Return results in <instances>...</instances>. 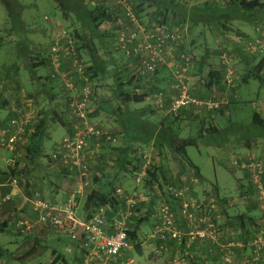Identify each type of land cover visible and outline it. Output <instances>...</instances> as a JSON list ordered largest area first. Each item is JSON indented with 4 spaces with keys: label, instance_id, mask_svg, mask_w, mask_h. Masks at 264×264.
Returning <instances> with one entry per match:
<instances>
[{
    "label": "built area",
    "instance_id": "1",
    "mask_svg": "<svg viewBox=\"0 0 264 264\" xmlns=\"http://www.w3.org/2000/svg\"><path fill=\"white\" fill-rule=\"evenodd\" d=\"M112 1L124 9L128 21L125 23L119 19L114 24L117 27V46L128 57L138 61V66H129L136 77H151L166 64L169 54L172 53L170 88L175 96L170 102L169 114L178 115L190 105L206 108L220 105L214 100H199L190 96L194 58L188 51H178L185 43L190 27L188 21L183 27H171L165 23L146 26L137 18L129 0ZM46 20L51 22L52 28L48 50L49 65L53 76H56L62 88L69 92V116L77 123L74 133L64 135L49 156L52 161L60 164L61 169L72 172L77 187H84L91 178V162L98 157L96 148L104 142L116 143L118 137L91 122L88 117L93 85L85 75L86 65L80 61L81 42L69 33L61 17L53 20L46 17ZM233 39L237 42L242 40L238 35ZM255 43L249 42L250 51L253 53L259 52V46ZM19 95L22 98V108L17 110L12 107L11 112L15 115L0 129V161L3 162L4 171L8 176L7 186L12 189L19 185V180L12 171L17 167L22 154L21 147L28 134L26 112L36 103L34 97L23 93ZM155 97L154 105L160 106L163 94ZM259 104L264 108V102ZM179 161L185 167V173L182 172L178 181L165 184L163 189L154 183L150 195L143 199L149 204V208L153 203L151 214L155 221L148 240L159 248L158 251L165 248L163 245L169 241L187 249L196 242L217 243L222 236L236 233L234 229L218 224L222 209L228 204L221 202L212 189H208L199 198L191 196L194 192L191 185H197L199 180L182 160ZM229 161L236 169L248 173L254 189L253 199L261 212H264V158L254 154L233 153L229 156ZM150 166V163H144L141 167L133 169L132 176L136 185H142ZM187 174H191L190 183L184 176ZM165 195L170 200L165 198ZM114 197L122 201L123 205L101 206L86 219L79 216L76 194L70 195L59 204L45 199H36L31 204L36 224L48 227L55 234L78 244V249L83 252L81 264H126L122 261V253L132 249L128 233L130 225L138 217V205L142 199L136 191L125 193L120 188L114 190ZM244 197L246 196L240 198ZM9 199L10 196H5L2 202ZM172 202L176 203L177 207H174ZM181 222L184 223L182 226L179 225ZM16 227L20 228L22 234L31 230V225L21 219H17ZM251 231L252 252L244 258L243 264L260 262L259 256L264 253V226L257 225L256 228L254 225ZM237 244L241 246L239 242ZM208 252L211 254L212 250L209 249ZM229 253L230 251H224L226 259Z\"/></svg>",
    "mask_w": 264,
    "mask_h": 264
},
{
    "label": "crops",
    "instance_id": "2",
    "mask_svg": "<svg viewBox=\"0 0 264 264\" xmlns=\"http://www.w3.org/2000/svg\"><path fill=\"white\" fill-rule=\"evenodd\" d=\"M206 1L208 2V0H203V2L202 0H198V2H193L192 5L204 7L207 3ZM226 1L227 0H213V2L221 4H225ZM261 1L264 2V0ZM105 6L109 8L114 16V19L117 18L118 20H123L125 23L128 22L125 18L124 9H122L112 0H107ZM233 17L234 22L237 21L239 23L236 28L239 29V32H241L238 36H240L242 40L240 42L235 41L234 43L237 47V58H239L241 54L242 59H238L239 63H237L236 66H232L233 70H230L231 63H228L227 65H223L221 63V58L223 57V55L221 57H217L215 61L207 59L206 56H197V58H195L193 62V80L189 86L190 95H192L193 99L202 100V98L211 97L214 98L221 107L218 110H208V108L206 107L205 109H203L199 108L197 105H190V107H187L186 109L180 111L181 115L183 114V121H181V124L183 123L190 124V126H198L206 120V124L215 122L217 126L222 129V126L220 125L223 122L222 120L226 116H231L232 112L243 109L246 105V103H243L245 101L251 102L250 105L253 109L252 116L256 111L264 116V108L259 104L264 102V97H262L261 95V92L264 91V77L263 79L257 78L250 79L248 81H242L241 79V75L246 72V70L257 64V62H259L260 60L264 59V26L256 27V24L258 25L259 21H264V15H260L257 17L252 15L251 17L244 15H242L241 17H236L235 15ZM188 22L190 23L192 28L191 21ZM115 26L116 25L106 23L102 26V29L109 32L114 30L116 31L117 27ZM49 29V27H44L37 31L39 35L43 37L41 39H44L43 41L45 42H34L33 50L28 51L31 55L29 57L33 58L34 56H41L42 54V58H45L44 55L48 56L50 45L46 39L50 35L51 30ZM3 30H6L5 33L11 35L17 33L23 34V30L20 24L15 25V27H13L10 31H8L6 28H3ZM191 30L192 29H189L186 34L185 43L183 44L184 46H186V39L188 35L190 36ZM231 36V39H233L235 35L231 34L230 37ZM24 38L25 37L23 36L22 42H24ZM231 39H227L226 35L225 39L221 37V39H218V41L220 46H224L226 45V43H229ZM22 42L20 41V43ZM249 42H256L255 44L259 46V52L261 53L260 56L256 57L255 54H253L250 59L248 58L247 48L248 50H250ZM45 43L48 45H46ZM244 44L247 45V48ZM43 46L45 47L43 48ZM181 47L182 46L178 48V51H180ZM39 50H41V52ZM98 51L100 57H102L106 62L107 70H109L110 67H114L115 65L120 64L117 63L118 58L120 62H123L121 63V65L124 63L128 64L129 62V66L135 67L139 65L138 61H134L133 58L128 57L122 51H117L114 44H109L105 40H103L98 46ZM185 51L187 52V50ZM169 55L170 56L168 57L166 64H164L160 68L157 78L152 79V81L147 84L148 88L151 87L153 89H156L155 93L156 91H158L159 93L163 94V99L160 106L154 105L156 97L152 98V96H149L145 99V101L151 100L153 102L152 108H148L147 106L149 105L143 106L142 103H144L145 101L138 104L124 105L122 104V102H120L119 99L121 106H117L115 109L114 107H112V109L110 110L108 107L113 106L111 101L113 98V94L115 95V93L112 92L115 82L114 80H112V82L106 84L103 83V80L105 79H102L101 82L97 83V86L99 87L100 85L106 87L109 86V93L106 92L105 95L97 94V101L93 103L89 111L94 115L95 113H97V115L93 116L91 121L97 123L100 127H102V129L109 131L113 135L117 136V142L113 144L104 142L98 148H96L98 157L94 158L90 165L92 178L89 179L87 183H85L84 187H77L76 180L74 179L73 175H70V171L68 170V172L65 171V179L57 178V182L54 183L51 191H49L51 193L46 192V197H52V203L59 204L70 195L76 194L79 213L80 206H83V203H81V201L83 200L84 202L86 195H88L90 192L99 191L102 193H110L113 191V189L115 190L116 188H120L125 193L136 191V193L139 194L140 199H142L138 205V217L145 216L146 214L147 220L152 218L155 221V219L152 217V214H147V211L148 213H150V210L153 206L151 205V208H148L147 206H149V204H146V202L143 201L145 197L150 195L151 188L149 189L144 185H136L133 189H131V187H128L127 184H123V180L121 181V178H124L126 180L123 175H126L125 173H127V171L122 167L121 164H123L124 162H131V164L135 165L136 167H141L144 163H150L151 166L155 164L160 168L158 172H160L161 174L160 180L162 182L159 183L162 189L165 184L178 181V178L180 177L182 172L185 173V167H183V165L179 161L180 156L175 155L172 146V144H176L182 137L174 138L173 140H171V143L169 142L167 137H163L162 141H157V139L159 138L158 133L163 129L160 126H163L165 120H159L158 125H154V123L152 122L156 118L155 115L157 113H163L164 118L171 115L168 113V109L170 106V102H172L175 96V93L170 88V81L172 80L173 70V55L172 53ZM42 67L47 69V72H43L41 74L35 73V75L30 78V82L32 83L31 85L29 84V86H27L28 82H26V80L24 79L21 80V83H23V85L21 84L22 87L27 92L37 95L38 99V102L35 103L34 106L26 112V118L28 120L26 132L28 134L26 136V141H24L22 147H24L27 143L28 137L33 132V127L39 118L47 117V119L45 118V134H47L48 136L45 137V148L47 147V145H51L50 141L53 138H51L52 135L50 133H54L56 131V123L58 126H60L61 129H63L64 133L71 134L75 131L76 122L70 118L68 106H65V110L63 111L64 119L62 120V122L64 123V125L60 123L61 121L58 122V120H56V123H54L50 119L51 115L53 114V108L58 112V109L61 106L59 105V102H52L50 100L52 96H45L44 94L47 92L46 86H48V84L45 83V78L46 76H48L47 74L49 73L50 67L49 65ZM211 67H213L214 70L219 71V73H221L223 76L219 74L220 78L215 77V83L211 87H209L205 83V69L208 68V74ZM38 77H40L41 79H39ZM252 80H255L257 83V95L252 98L245 99V95L241 93V89H243L242 85H250ZM137 85H140V83H138ZM141 91L146 90L141 89ZM58 98L62 99V94ZM46 100L47 107L39 106L41 102ZM115 101L118 102V98H115ZM99 102H101V104L104 102V108L100 107ZM255 103L259 105H254ZM12 107H15L18 110L22 108V104L21 102L18 104L14 103L13 101L12 103L10 102L9 105L4 108L6 115H2L1 113L0 118L3 117V120L5 119L8 122V119L11 116L15 115L13 114L14 112H11ZM208 114H210V116ZM181 115H179V117ZM147 117H149L151 120L147 119ZM144 124L146 125L145 127L147 129L150 126L151 128L149 129H153L155 131L150 141L144 140L143 138L142 133ZM3 127H0V129ZM145 137L148 136L146 135ZM255 139H252L249 147H244V151H241V148L243 147L238 145L240 147H237L240 149H237L238 151H236L235 153L240 155L254 154L258 157L264 158V137ZM133 150H137V154H132ZM1 163L2 167H0V169L2 173H0V236L6 235L8 237V240H2L0 238V264H9V262L4 259V256L10 255L9 247L12 246V244H16V246H18L19 248L20 246L22 247L24 241L21 239V236L28 237L32 234L33 236H36L40 241L46 239L47 233L51 232V230L48 227L36 224L35 214L32 211V201L36 199H45L44 197L42 198L40 196L41 188L36 187L37 183L34 184L31 182V180H28V184H24V188L17 187L15 189H12L10 186L8 187V176L3 173V162ZM197 171L199 172L198 168ZM243 173L246 175V180L244 181V183H241L242 193L248 191L249 189H252L253 191L254 189L251 182L249 181L248 173L246 171H243ZM191 174L184 175L188 182ZM195 177L198 178L199 183L197 185H191L194 191L191 193V196L193 198H199V196L208 191V189H210L213 184L207 186L206 184H204L201 176L197 175ZM246 186L248 187V190L246 189ZM5 196H10V199L8 201L2 202ZM78 197H81V200H79ZM165 198H168L167 195H165ZM168 200L170 199L168 198ZM252 202V205L247 204L236 213L232 208H230L231 210L227 209L226 214L219 218L222 226L230 227L236 231V233H234L233 235L222 236L217 243H211L207 241L196 242L187 247V249L185 247L177 246V244H175V242L173 241H169L163 251H157V254H153L155 264H243L244 258L249 256L252 252L250 240L251 233L253 231H251V227H253L254 225H252L248 229L247 226L242 227L239 225V223H237L234 216L241 213H248V215H253V217L256 218V228L257 225L264 226V212H261V209H259V207H256L255 199H252ZM119 203L120 206L123 205L122 201H120ZM172 204L174 207H177L176 203L172 202ZM255 211H257V213H254ZM80 214L81 213H79V216L81 218H84ZM17 219H21L24 223L31 225V230L26 234L20 233V228L16 227ZM135 222L133 221V225H135L136 227V232H139L141 225L136 224L137 222ZM183 224V222L179 223L180 226H182ZM133 225H130V228H133ZM148 237L149 234L147 238ZM68 241L69 244L65 245V248L68 253H72L73 249L78 248V244L71 241L70 239H68ZM238 242L241 244V246L237 244ZM211 246H214L215 249V251H213L214 256H210V253L208 252ZM153 247H155L154 244ZM224 251H230L227 259L225 257ZM53 253L56 257L57 254H55V252ZM11 256L12 259L16 258L14 253L11 254ZM259 257L260 262L254 264H264V253H261ZM122 261L126 262V260L124 259V255L122 256ZM79 262L81 264L82 254L79 258Z\"/></svg>",
    "mask_w": 264,
    "mask_h": 264
},
{
    "label": "rangeland",
    "instance_id": "3",
    "mask_svg": "<svg viewBox=\"0 0 264 264\" xmlns=\"http://www.w3.org/2000/svg\"><path fill=\"white\" fill-rule=\"evenodd\" d=\"M188 4V6H193V2H198V0H185ZM201 1V0H200ZM18 7L21 9V14L19 15L18 22H16L15 19L11 17L10 11L6 5V3L3 0H0V78L1 80L8 78H11L12 73L10 72L12 69L19 67V73L18 78L20 83L21 80H26L27 86L32 83L30 82V78L33 75L30 70V62L27 60L29 58L30 53L29 50H33L34 42L43 41L44 39L42 36L39 35L37 31H39L41 28L49 27V30H52L51 28V22L46 20V17H48L50 20L58 19L60 18V13L57 9L56 3L54 0H16ZM101 4L105 5L107 0H98ZM203 2V0H202ZM205 2V1H204ZM207 2V1H206ZM208 2H213V0H208ZM198 6V5H194ZM234 15V14H233ZM232 15V17H233ZM257 15H264V10L257 13ZM230 15H228L229 17ZM190 21V20H187ZM220 19L213 20V24L211 26L208 25L206 22L199 23L198 25L189 23V29L191 30L190 36L187 37L186 46L181 45L180 51L190 52L193 55V58H197L200 56H206L207 59L215 61L217 57H223L221 58V63L228 64L231 63L230 70H233L232 66H236L237 63H239L238 59H242V56L240 54V57L237 58V47L235 46V41L231 39L229 43H226V45L220 46L218 39H221V37L218 35V31H220V25H219ZM232 22V23H231ZM261 23L262 26H264V21ZM177 23V22H175ZM174 23V25H175ZM20 24L23 30L22 33H17L14 35L7 34L3 30V28H6L8 31H10L15 25ZM230 24L232 25V34L236 33V26L239 24L237 21L234 22V19L230 17ZM180 25H175V27H178ZM174 27V26H173ZM51 34V31H50ZM24 38V42H22ZM232 38V36H231ZM48 43L50 42V35L46 39ZM20 41L22 43H20ZM45 42V41H43ZM237 43V42H236ZM46 44V43H45ZM44 44V45H45ZM48 45V44H46ZM45 45V46H46ZM246 45V44H244ZM43 46V48L45 47ZM243 46V45H242ZM247 48V45H246ZM41 52V50H39ZM226 54V57L224 55ZM247 54L248 58L250 59L253 54H255L256 57L260 56V52L253 53L247 48ZM85 58L86 55H85ZM225 61V63H224ZM117 63H123L119 61V58L117 60ZM244 63V62H242ZM114 67H110L108 72L105 74L104 77L105 80H103V83H110L112 82V70ZM43 72H47V69L40 66L36 68L35 73L41 74ZM208 68L205 69V76H207ZM101 82V81H99ZM98 82V83H99ZM205 82V81H204ZM206 83V82H205ZM23 84V83H21ZM256 81L252 80L250 85L243 84L241 89V93L245 95V99L252 98L255 95H257L256 90ZM16 85V84H15ZM109 86H101L98 88V91H96L97 94H103L105 95L106 92L109 93ZM24 89V88H22ZM9 90H11L9 88ZM22 93V90L20 94ZM62 99L59 101V105L61 106V111L63 112L65 110V104L67 103V98L69 96V93H61ZM262 97H264V91L261 92ZM191 98L192 95H190ZM22 99V98H21ZM202 100H214V98H202ZM53 102V101H52ZM115 101V95L113 94L112 98V105L113 106H107L110 110L112 107L114 109L117 106H121L119 99L118 102ZM37 103V102H36ZM246 103L245 107L241 110L232 112L231 116H226L220 124L222 126V134L221 138L219 137L220 141L225 139L223 143H218L216 141L215 137L212 141V138L209 139V137L203 133L201 134L202 126L201 125H194L190 126V124H181V121H183V114L178 115H169L166 118H164L163 113H157L155 115V119L152 121L154 125H158L159 120L161 119L165 120V123L163 126H160L164 129V131L168 132L169 134L176 136V137H182L184 139H195V143L192 146H188L186 148V155L187 159L195 165L199 173L203 179L204 184L207 186L210 184H216L217 193L218 195L223 198V201H230L231 205L228 208V210H231L232 208L235 213L238 212L241 208H243L245 205H252V192L248 190V187L246 188L248 191L243 193L244 198H240L242 196L241 191V183L246 180V175L243 173L242 170L236 169L230 164L229 156L236 151L237 149H240L237 147L238 141L229 138V140H226V137L231 135L232 131V123L238 125L239 128L242 126L243 129H240L238 138H248V135L250 132H248L249 127H251L250 122L252 120V113L253 109L250 105L251 102H243ZM143 106L149 105L153 106V102L151 100L145 101L142 103ZM222 105V104H221ZM39 106L47 107V101H43L39 104ZM192 106V105H191ZM199 108L205 109L204 106H199ZM221 106L208 108V110H218ZM151 108V107H150ZM42 109V108H41ZM6 115L5 109H0V114ZM179 115H181L179 117ZM210 116V114H208ZM147 119H150L147 117ZM3 120V117L0 118V121ZM151 120V119H150ZM207 121H204V127L206 128L208 124H206ZM240 125V126H239ZM56 131L54 133H50L52 135L51 138H53L50 142L51 145L45 148L44 155H42L39 159L35 161L37 163L36 166L33 167L36 168L32 170L31 172L33 174L37 173V176L34 175H28L29 180H31L32 183L36 184V187L41 188V197L45 198V200H48L50 202L52 201V197L48 196L46 197V192L51 191L53 183L57 182L56 174H59L61 171L60 164H57L56 162L52 161L50 159L51 151L56 148L59 140L62 139L64 135L67 133H64L63 129L60 128L57 124L55 125ZM170 128V129H169ZM49 134V135H50ZM233 136V133H232ZM180 138V139H182ZM148 139V137H146ZM255 139V138H254ZM256 140V139H255ZM252 141V139H251ZM22 149V156L20 160V164L17 168V175H15L16 178L19 180L18 188H24V184L27 182V176L24 175L21 170L24 168L25 164H27L28 160L25 159V146L21 147ZM24 150V151H23ZM244 151L245 148H241V151ZM262 150V149H261ZM24 153V154H23ZM0 167H2V163L0 162ZM152 167V166H151ZM37 171V172H36ZM126 175H123L126 180L121 178V181L123 180V184H127L128 187H131L133 189L136 184L134 182V178L132 174L125 173ZM71 177V176H70ZM65 179V177H63ZM72 178V177H71ZM92 178V177H91ZM90 178V179H91ZM5 179V178H4ZM3 181V180H2ZM31 183V184H32ZM210 189L214 190L210 187ZM51 193V192H49ZM55 195V194H54ZM79 200H81V197H78ZM223 202V203H225ZM83 203V200L81 201ZM153 205V203H152ZM149 208V207H148ZM153 208V207H152ZM151 208V209H152ZM79 213H83L82 206H80ZM152 211L150 210V213L147 214L150 215ZM254 213H257L255 211ZM80 214V215H81ZM153 219L150 218L147 221L141 222V226L139 229L138 234V240L140 243V247L142 249V253L138 254L134 248L126 250L122 253V256L124 255V259L126 260V264H155L154 262V256L153 254H157L158 247H153V243L148 240L147 236L150 233V230L152 229L153 225ZM2 240H8V237L6 235L0 236ZM20 239V238H19ZM21 239L24 241V244L20 248L16 246V244H12V246L9 247L10 255L4 256V259L9 262V264H64L63 260L67 264H80L79 258L81 256V251L76 248L73 249L72 253H68L66 251L65 245L69 244V241L67 237L59 236L55 234L52 230L51 232L47 233V237L44 240H38L36 236L24 237L21 236ZM168 243V242H167ZM166 244L163 246L165 247ZM179 246V245H177ZM181 247V246H179ZM165 248L161 249L160 251H163ZM60 255V260L54 261L55 255ZM15 254L16 258L12 259L11 254ZM175 262V261H173ZM210 263V261H209ZM211 264V263H210Z\"/></svg>",
    "mask_w": 264,
    "mask_h": 264
},
{
    "label": "trees",
    "instance_id": "4",
    "mask_svg": "<svg viewBox=\"0 0 264 264\" xmlns=\"http://www.w3.org/2000/svg\"><path fill=\"white\" fill-rule=\"evenodd\" d=\"M11 14V17L18 22L19 15L21 14V9L18 7L16 0H3ZM131 4L133 5V10L137 16V18L140 20V22L146 26H151L153 24H168L171 27L175 25H180L178 27H183V24L190 20L191 23L194 25H198L199 23L206 22L209 26L213 24V20L220 19L219 25H220V31H218V35L220 37H223V39H231L230 35L232 34V25L230 24V17L232 20L234 19L233 16L236 15V17L244 16H259L257 15L258 12L264 10V2L261 0H227L225 4L217 3V2H207L204 7L201 6H188L187 2L185 0H129ZM56 3L57 9L60 13V17L64 22V26L69 31V33L78 40V42H81V46L79 49V55H80V61L86 65L85 68V75L89 77L90 82L92 83V101L89 108V111L91 109V106L94 102L97 101V83L99 81H102L105 74L108 72L106 62L100 55L98 54V46L101 44L103 40L107 41L109 44H114L117 51H120L117 46V32L114 31H106L102 29V26L106 23L109 24H116L118 19H114L113 14L107 8L105 5L100 4L98 0H54ZM217 3V4H214ZM228 15H230L228 17ZM254 21V20H252ZM177 22V23H175ZM175 23V25H174ZM232 23V22H231ZM256 23V22H255ZM262 21H259L258 25L256 24V27L262 26ZM236 28V27H235ZM239 29L236 28V33H241L238 31ZM233 35V34H232ZM237 35V34H235ZM229 36V38H228ZM43 55V54H42ZM41 56H34L33 58L29 57L27 60L30 62V70L33 75H35L36 68L40 66H47L49 65V58L48 56H45V58H42ZM85 55L87 58H85ZM130 62L124 63V64H118L115 65L112 70V78L114 80L113 90L112 92L115 93V98L120 99L122 104L129 105V104H138L141 102H144L145 99L149 96L155 97L158 94H160L158 91L151 88H148L147 84L152 81V79H156L158 76V73H155L151 77H136L134 75L133 70L129 67ZM50 67V65H49ZM12 73L11 78H6L4 80H1L0 78V109L6 108L9 103L12 101L16 104L21 102V96L19 95L21 90L22 93L28 97H34L35 101L38 102L37 95L33 93L27 92L25 89H22V85L18 78L19 73V67H16L10 71ZM219 71L214 70L213 67L210 68L209 73L205 77L206 85L211 87L215 83V77H219ZM31 75V76H33ZM45 78V83L48 84L47 92L44 93L45 96H52L50 99L51 101H61L59 96H61V93H69L65 91L61 84L59 79L56 76H53L52 69L50 67L49 73L47 74ZM218 75V76H217ZM222 75V74H221ZM223 76V75H222ZM242 81H248L250 79H263L264 77V59L257 62V64L253 65L251 68L246 70L241 75ZM41 79L40 77H38ZM220 78V77H219ZM140 83V85H137ZM16 84V85H15ZM9 88L11 90H9ZM141 89L146 91H141ZM159 90V89H158ZM148 91V92H147ZM50 98V97H49ZM63 98V97H62ZM69 98V96H68ZM67 98V99H68ZM47 101V100H46ZM69 103V100H67V103L65 106H67ZM60 104V103H59ZM104 102L101 104L99 102L100 107L104 108ZM148 108L152 106H147ZM93 108V107H92ZM60 109H58V112L53 108V114L51 115V120L56 123L55 121L58 120V122H62L64 119L63 112H60ZM47 111V110H46ZM97 115V113H95ZM93 113L89 112L88 117L91 121L93 116H95ZM54 117V118H53ZM45 118H39L38 121L35 123L33 127V132L28 137L27 143L25 144V159L28 160L27 164H25L24 168L21 170V172L27 176L28 175H37L33 174L31 171L36 169L33 167L37 165L35 161L39 159L42 155H44L45 151V142H46V136L45 134V125L46 121ZM7 120L0 121V127H3L6 125ZM92 122V121H91ZM94 123V122H93ZM57 124V123H56ZM97 124V123H96ZM77 123L75 124L76 127ZM232 133L230 136L226 137V140L230 137L231 139H234L238 141V145L241 147H249L251 143V139L253 138H262L264 137V116L261 115L258 111L254 112L252 116V120L250 122L251 127H249L248 132L250 134L248 135V138H238L240 129H243L238 127V125L232 123ZM144 124L143 127V138L144 140L150 141L154 130H150V126L148 129L145 127ZM202 130L201 134L205 133L209 139L212 138V141H214L215 137L216 141L218 143H223L225 139L223 138L222 141H220L219 137L221 138L222 129L217 126V124L214 122H210L206 128L204 127V122L201 123ZM240 126V125H239ZM147 131H146V130ZM109 132V131H107ZM74 133V132H73ZM110 133V132H109ZM72 134V133H71ZM113 135L112 133H110ZM148 136V139H145V136ZM115 136V135H113ZM159 138L157 141H162L163 137L168 138L169 142L171 143V140L176 138V136H173L169 134L168 132L164 131L162 129L158 133ZM214 139V140H213ZM195 143V139H180L176 144H172L173 151L176 156H180V160H182L186 166L190 167L195 176H201L199 172L197 171V167L193 165L186 156V148L188 146H192ZM237 145V146H238ZM238 146V147H240ZM132 154H137V150H133ZM23 153V154H24ZM22 156V154H21ZM21 156L18 159L17 167L13 172V175H17V168L20 164ZM129 157V156H128ZM136 157V156H135ZM128 159V158H127ZM127 161V160H126ZM123 168L127 171V173L133 174V169H136L137 167L131 162H124L121 164ZM132 168V169H130ZM124 170V169H123ZM160 168L156 166L155 164L150 166L147 173V178H144L142 185L146 186L147 188L153 187L154 183H157L160 187V183L162 182L160 180L161 174L158 172ZM65 169H61L59 174H56L57 178H63L66 176ZM133 171V172H132ZM37 172V171H36ZM68 172V171H67ZM0 173L1 169H0ZM5 173V171L3 172ZM70 175H73L72 172H69ZM6 174V173H5ZM29 178L27 179V182L25 184H28ZM160 182V183H159ZM54 184V183H53ZM214 186V192L215 195L223 201V198H221L217 193L216 184H213ZM213 186H211L213 188ZM250 187V186H249ZM250 190V189H249ZM251 192L252 189L250 190ZM245 193V192H244ZM114 189L110 193H102L99 191H92L88 195H86L84 202H83V213L81 214L85 219L90 217L96 209H98L101 206H120V201L116 199L114 196ZM243 196V193H242ZM256 207L258 208L257 202ZM226 204H228L227 207H224L222 209L221 216H224L226 214V210L230 207L231 202L226 201ZM122 206V205H121ZM237 223H239L240 226H247L251 227L252 225H255L256 218L253 217V215H248V213H241L234 216ZM137 223H136V222ZM147 221V216L137 217L134 219V222L136 224H141V222ZM218 224L220 226L221 222L220 219L217 220ZM133 225V224H132ZM223 227V226H222ZM138 233L136 232V227L133 225V228H130V232L128 233V237L131 240L132 248L136 250L138 254L142 253V249L140 247V243L138 240ZM210 249L212 250V253L209 254L210 256H214V246H211ZM81 254L83 255V252L81 251ZM60 255H57L54 259V261L60 260ZM64 264H67L63 260ZM206 264V263H204Z\"/></svg>",
    "mask_w": 264,
    "mask_h": 264
}]
</instances>
